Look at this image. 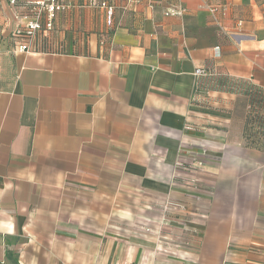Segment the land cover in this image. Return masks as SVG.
Here are the masks:
<instances>
[{"label":"crops","instance_id":"crops-1","mask_svg":"<svg viewBox=\"0 0 264 264\" xmlns=\"http://www.w3.org/2000/svg\"><path fill=\"white\" fill-rule=\"evenodd\" d=\"M62 1L19 50L31 13L0 0V264H159L137 227L181 198L207 216L195 254L168 259L264 264V150L243 112L228 137L225 118L185 126L196 68L264 91V0ZM201 159V192L179 189Z\"/></svg>","mask_w":264,"mask_h":264},{"label":"rangeland","instance_id":"rangeland-1","mask_svg":"<svg viewBox=\"0 0 264 264\" xmlns=\"http://www.w3.org/2000/svg\"><path fill=\"white\" fill-rule=\"evenodd\" d=\"M9 4V2H8ZM10 5V4H9ZM54 19V18H53ZM53 25V23H52ZM17 28V27H16ZM15 31V30H14ZM37 34V33H36ZM14 35V32H13ZM211 71L217 72L214 68H208ZM221 73V72H220ZM241 86L231 87L230 85L227 87H216L210 86V90L208 92V95H205V104L204 109L205 111H195L190 113L189 117L186 116L188 119V123L190 124V127H194L195 129H204L206 127H213L216 125L215 120L213 121L211 117H221L227 119L228 126L225 129L226 136L228 137L231 125H232V119L231 117L233 115L234 111L240 112L241 111V102L244 97H242V92L244 90H249V82H240ZM246 87V88H245ZM240 88H245L243 91H241ZM224 104L226 106L227 113L221 111L223 108L218 107ZM218 107V108H217ZM245 108L247 111H250L252 115H256L258 119L255 120V126L254 130L258 131V134L255 135L256 139H259L260 141H264V102L263 103H252L250 106L246 105ZM246 111V113H247ZM258 111V112H257ZM244 117V116H243ZM185 118V119H186ZM231 124V125H230ZM218 127V126H216ZM236 128V127H235ZM259 137V138H257ZM259 145L256 147L259 151H263V145ZM191 148V147H190ZM193 150V151H192ZM197 150V151H196ZM207 154V151L205 148H199V149H190V154L192 156L196 155H204ZM194 161H189L188 163V170L194 169L196 167H201L200 165H203V159H201L200 164ZM191 166V167H190ZM195 174V176H187L184 178L186 181L183 180L177 184L179 189L186 191L188 193L189 191L194 192H201L203 187L205 186L206 180L205 175H202L203 179L201 180L199 178V172H203V167L199 169ZM195 173V172H193ZM199 179H198V178ZM206 205L205 203H201L200 200H194L192 199H177L174 200L173 203L170 205H166L165 208H163L162 211H160V215L163 212L162 218L160 219H154V221H145L144 227H137L141 233L144 231L145 236V244L148 245V247L157 246L158 251L161 252L162 256L159 257L160 263L159 264H167V262L171 264H199L197 262H193L192 258H190L193 254H195V249L198 248L200 245V240L195 241V238L199 234L201 228H200V220H205L206 218ZM143 226V225H141ZM143 236V234H141ZM151 235L155 237L154 241L151 239ZM156 242V243H155ZM155 243V244H153ZM250 248H264L262 245H255V244H249ZM170 251H189L191 252L190 255L182 256L181 254L177 253L174 260L168 259L167 256ZM241 251V250H239ZM262 255L258 254L256 258L261 259L264 261V257H261ZM230 264H248L244 260L238 259L236 262H230Z\"/></svg>","mask_w":264,"mask_h":264},{"label":"built area","instance_id":"built-area-1","mask_svg":"<svg viewBox=\"0 0 264 264\" xmlns=\"http://www.w3.org/2000/svg\"><path fill=\"white\" fill-rule=\"evenodd\" d=\"M10 6L17 11V8L24 9L27 14L31 13V17L27 19L24 23L18 26L14 35L23 36L22 41L18 44L19 50H28L29 42L36 35L37 32H42L45 30H49L52 28L53 18L55 16V12L58 10H62L65 7V4L62 0H37L33 2H22L21 0H8ZM102 5H106L105 3H101ZM184 8L181 6L170 10L172 14H182ZM112 14L113 9L111 6H106V23L110 25L112 23ZM215 56L219 55V47H214ZM215 71H211L207 68H196L194 71L195 77L204 76L212 74ZM195 78V82H196ZM194 82V85H195ZM192 112L189 110L187 113V117H189ZM185 126L190 127L188 123V119H185ZM200 164V161H197Z\"/></svg>","mask_w":264,"mask_h":264},{"label":"trees","instance_id":"trees-1","mask_svg":"<svg viewBox=\"0 0 264 264\" xmlns=\"http://www.w3.org/2000/svg\"><path fill=\"white\" fill-rule=\"evenodd\" d=\"M21 38H23V36H19ZM22 40V39H21ZM241 81H237L233 78H231L230 76H228L227 74L224 73H220V72H213L212 74L209 75H204V76H199L196 78V82L193 88V96L191 99V103H190V108L189 110L191 112H195V111H205L206 109H204V105L206 100H205V95H208V92L210 90V86H215L216 87H228L229 85L231 87H236L241 86L242 84L240 83ZM214 83V84H213ZM246 88V87H245ZM245 88H240L241 91H243ZM249 90H244L241 94L242 97H244L242 100H240L241 102V111L242 116L243 117V137L246 141V143L250 146H256V144H260V142L262 143L261 145H263L264 147V141H260L259 139L255 138V135L258 134V131L254 130V126H255V120L256 118L258 119V117L256 115H252L250 113V111H247V109L245 108V106L247 105H251L252 103L256 102V103H263L264 102V91L261 90L260 88H258L257 86L253 85V84H249ZM204 104V105H202ZM247 111V113H246ZM258 112V111H257ZM259 138V137H257ZM259 145H257L256 147H258ZM259 148V147H258Z\"/></svg>","mask_w":264,"mask_h":264}]
</instances>
